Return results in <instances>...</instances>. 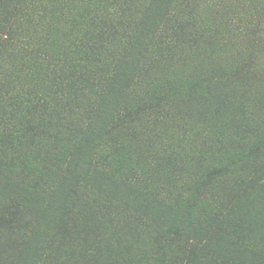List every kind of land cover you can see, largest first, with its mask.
<instances>
[{"label": "trees", "instance_id": "obj_1", "mask_svg": "<svg viewBox=\"0 0 264 264\" xmlns=\"http://www.w3.org/2000/svg\"><path fill=\"white\" fill-rule=\"evenodd\" d=\"M158 4L0 0V264H91L108 232L151 239L143 264H264V202L229 223L210 191L264 186V93Z\"/></svg>", "mask_w": 264, "mask_h": 264}, {"label": "rangeland", "instance_id": "obj_2", "mask_svg": "<svg viewBox=\"0 0 264 264\" xmlns=\"http://www.w3.org/2000/svg\"><path fill=\"white\" fill-rule=\"evenodd\" d=\"M170 0H159L158 10H166ZM181 6L176 7L178 11H183V14L191 17V23L195 29L199 31L201 37L198 42L193 43L194 46H199V49L206 52L208 70L217 64H235L236 66H248L247 78L252 81L239 82V86L248 98L257 99L264 93V0H180ZM172 7L170 4L168 10ZM157 10H155L156 12ZM132 13H135L133 11ZM175 13V12H174ZM80 21V20H79ZM176 42L173 47H176ZM169 54L173 55L174 48ZM179 45L177 47V52ZM174 57V56H173ZM209 59V60H208ZM206 61V60H205ZM253 62V63H252ZM258 62L259 66L255 65ZM183 67H190L187 64ZM199 69L197 66H193ZM183 80L187 83L194 82L195 76L190 74L183 76ZM207 89V88H205ZM240 91V90H239ZM241 93V91H240ZM248 93V94H247ZM242 94V93H241ZM243 95V94H242ZM230 102L234 99L227 97ZM253 116L260 122L261 127L264 128V118L261 109L256 110ZM182 129L181 131H184ZM184 148L188 144H183ZM190 151V150H188ZM192 152V151H190ZM192 152L191 155H193ZM186 155H190L189 153ZM208 165V170L213 167V160ZM262 175V173H261ZM259 189V190H258ZM257 193L254 190L246 192L237 197L236 189L232 187L231 179H218L213 187L210 189L217 197L225 198L230 204L233 214H229V223L235 222L239 212L246 209L255 210L262 202H259V197L264 198V186L258 188ZM259 196V197H257ZM247 211V210H246ZM245 211V212H246ZM162 220L160 217L153 218L151 228L153 231L160 230ZM152 231V232H153ZM143 239L142 235H136ZM118 234L108 232L107 241L108 245H103L102 253L97 254L92 260L91 264H143L151 262L152 255L150 251L153 247L149 244L151 239H144L137 249L134 240L127 243L125 239H120ZM139 240V239H137ZM85 242H89L90 238L86 237ZM155 248V247H154ZM177 250V249H174ZM118 254L122 259L121 262H112V257ZM173 255L179 256L178 252ZM143 258V259H142ZM148 262V263H149ZM204 264V263H203ZM207 264V263H205ZM246 264H251L246 262Z\"/></svg>", "mask_w": 264, "mask_h": 264}]
</instances>
